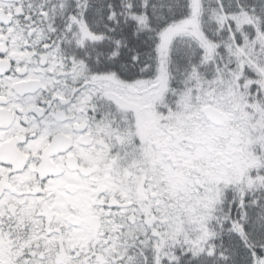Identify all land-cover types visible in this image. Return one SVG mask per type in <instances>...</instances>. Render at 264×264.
<instances>
[{"label":"snow or ice","instance_id":"obj_1","mask_svg":"<svg viewBox=\"0 0 264 264\" xmlns=\"http://www.w3.org/2000/svg\"><path fill=\"white\" fill-rule=\"evenodd\" d=\"M0 264H264V0H0Z\"/></svg>","mask_w":264,"mask_h":264}]
</instances>
